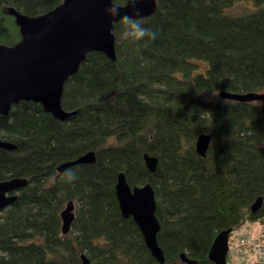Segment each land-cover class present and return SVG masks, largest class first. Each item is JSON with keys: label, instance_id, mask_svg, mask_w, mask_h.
Returning <instances> with one entry per match:
<instances>
[{"label": "trees", "instance_id": "16d2710c", "mask_svg": "<svg viewBox=\"0 0 264 264\" xmlns=\"http://www.w3.org/2000/svg\"><path fill=\"white\" fill-rule=\"evenodd\" d=\"M62 1L0 0V44L22 37L10 8L38 16ZM236 1L157 0L153 14L138 18L156 39L124 40L118 20L116 59L90 51L67 79V119L31 100L0 114V139L17 146L0 147V180H28L0 211V264H84L83 253L90 264H181V252L214 264L218 233L264 224V101L213 96L264 91V7L226 13ZM202 132L212 135L205 156L195 149ZM89 151L94 162L58 170ZM146 153L158 158L154 171ZM120 172L131 186L150 182L155 190L164 263L121 211ZM69 200L76 216L63 233Z\"/></svg>", "mask_w": 264, "mask_h": 264}, {"label": "water", "instance_id": "95a60500", "mask_svg": "<svg viewBox=\"0 0 264 264\" xmlns=\"http://www.w3.org/2000/svg\"><path fill=\"white\" fill-rule=\"evenodd\" d=\"M107 6V0H63L38 16L9 9V13L16 18L22 37L13 45L0 44V114H8L12 105L21 100L39 102L44 110L61 120L73 113L62 107L67 79L78 71L90 51H101L113 60L117 57L113 28L118 20H110L105 14ZM157 6V0H142L138 5L141 9L138 18L153 14ZM124 11L128 9L125 7ZM219 95L241 101H264V91L222 90ZM211 139L212 135L208 132L198 135L195 142L198 154H207ZM0 147L12 150L17 146L0 139ZM144 158L147 167L154 171L158 158L149 153ZM95 160V151H89L75 160L62 163L58 170L63 172L71 165ZM27 183L28 180L23 177L0 180V211L17 199V192ZM116 195L123 215L134 219L153 256L164 263L165 254L158 242L161 224L156 215L157 200L152 184L147 182L131 186L126 174L120 172ZM262 202L263 198L258 197L252 204V211L256 212ZM75 216V202L69 200L61 211L63 233L70 231ZM231 232L232 229L222 230L214 239L209 250V258L214 264H227ZM81 257L84 264H90L89 257L84 253ZM181 260V264H199L197 259L185 252H181ZM253 264H264V261Z\"/></svg>", "mask_w": 264, "mask_h": 264}, {"label": "clouds", "instance_id": "9594fccd", "mask_svg": "<svg viewBox=\"0 0 264 264\" xmlns=\"http://www.w3.org/2000/svg\"><path fill=\"white\" fill-rule=\"evenodd\" d=\"M142 0H127L126 5H121L118 0H107L105 14L110 20L122 21L121 37L124 40L138 42L145 39H156L157 33L151 28L146 27L138 17L141 9L138 7ZM125 7L128 11H124ZM69 179H75V174L67 172Z\"/></svg>", "mask_w": 264, "mask_h": 264}, {"label": "built area", "instance_id": "2783aa9c", "mask_svg": "<svg viewBox=\"0 0 264 264\" xmlns=\"http://www.w3.org/2000/svg\"><path fill=\"white\" fill-rule=\"evenodd\" d=\"M235 233L240 245L235 246L233 250V264H253L256 261H264L263 224L253 227L249 223H245L235 228L233 234Z\"/></svg>", "mask_w": 264, "mask_h": 264}, {"label": "rangeland", "instance_id": "374dc122", "mask_svg": "<svg viewBox=\"0 0 264 264\" xmlns=\"http://www.w3.org/2000/svg\"><path fill=\"white\" fill-rule=\"evenodd\" d=\"M264 7V2H260V3H256L253 0H237L234 4H232L231 6L227 7L225 9V12L231 15H238V14H249L255 11H258L259 9ZM205 64H208V62L205 60L204 61H200V65L202 67L205 66ZM213 96L215 97H219L218 93H215ZM258 227V226H255ZM231 240H230V247H234V246H239L240 242L236 237V233L231 235ZM237 239V240H236ZM237 249V248H236ZM232 254L230 255V257L228 258L229 264H233V260H232Z\"/></svg>", "mask_w": 264, "mask_h": 264}, {"label": "bare ground", "instance_id": "6f19581e", "mask_svg": "<svg viewBox=\"0 0 264 264\" xmlns=\"http://www.w3.org/2000/svg\"><path fill=\"white\" fill-rule=\"evenodd\" d=\"M264 225V224H263Z\"/></svg>", "mask_w": 264, "mask_h": 264}]
</instances>
